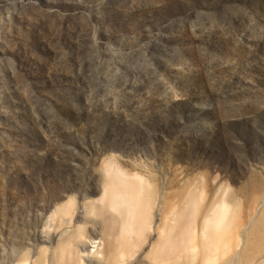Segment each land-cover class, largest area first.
Listing matches in <instances>:
<instances>
[{
	"label": "rangeland",
	"instance_id": "obj_1",
	"mask_svg": "<svg viewBox=\"0 0 264 264\" xmlns=\"http://www.w3.org/2000/svg\"><path fill=\"white\" fill-rule=\"evenodd\" d=\"M109 163L216 179L247 236L264 214V0H0V264L50 255L55 208L73 200L82 225Z\"/></svg>",
	"mask_w": 264,
	"mask_h": 264
},
{
	"label": "bare ground",
	"instance_id": "obj_2",
	"mask_svg": "<svg viewBox=\"0 0 264 264\" xmlns=\"http://www.w3.org/2000/svg\"><path fill=\"white\" fill-rule=\"evenodd\" d=\"M226 193L216 179L160 185L109 163L101 197L83 204L85 222L73 225V200L58 205L66 226L57 246L17 264H264V214L241 240Z\"/></svg>",
	"mask_w": 264,
	"mask_h": 264
}]
</instances>
